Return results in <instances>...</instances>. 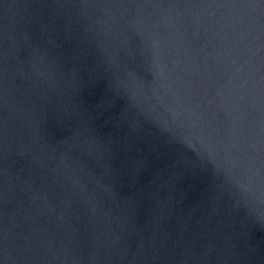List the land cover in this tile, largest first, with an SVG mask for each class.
<instances>
[{
  "label": "water",
  "instance_id": "1",
  "mask_svg": "<svg viewBox=\"0 0 264 264\" xmlns=\"http://www.w3.org/2000/svg\"><path fill=\"white\" fill-rule=\"evenodd\" d=\"M0 264H264V0H0Z\"/></svg>",
  "mask_w": 264,
  "mask_h": 264
}]
</instances>
